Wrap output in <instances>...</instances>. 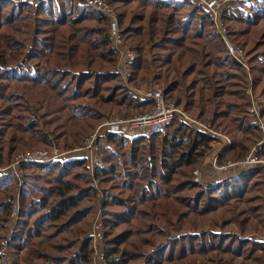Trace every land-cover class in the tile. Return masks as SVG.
<instances>
[{
    "label": "trees",
    "instance_id": "16d2710c",
    "mask_svg": "<svg viewBox=\"0 0 264 264\" xmlns=\"http://www.w3.org/2000/svg\"><path fill=\"white\" fill-rule=\"evenodd\" d=\"M108 1L118 8L123 38L130 42L136 56L131 65L132 82L143 83L152 72L155 74L154 68L158 70L166 66L157 73V79L163 80L166 100L173 99L172 102L198 119L212 120L214 127L232 138V144L220 153V162L245 158L261 138L260 127L250 119L249 114V73L230 54L204 6L196 0ZM263 4V0L230 3L223 20L232 41L235 42V39L229 24L244 19L249 25H257V18H264ZM7 5L5 0L0 1L1 8ZM24 6L8 5L9 14L0 17V26L1 23L9 24L13 26L9 29L23 36L22 39L10 41L1 32L3 27H0V79L11 81L8 85L0 81V89L7 86L8 90L6 95L0 93V102L14 99L24 104L29 100L37 102L35 93L20 92L16 90V83L12 82L45 85L50 87L52 94L45 101L43 99L46 108L44 114H51L55 119L45 121L53 126L54 129L50 131L40 127L39 119L29 121V116L20 113L14 116L18 121L9 122L5 130L0 129V244L11 220L14 192L19 191V217L9 243L16 249L17 260L14 264H91L94 245L89 232L98 206L103 219L106 264H182L188 254L167 253L171 246L182 240H188L187 251H206L215 264H264V239L251 233L257 227L264 234V195L252 194L253 197L248 199L255 189L264 188V164L258 163L249 170L230 174L211 187L201 185L194 181L191 174L212 151L214 139L179 118L149 136L108 134L109 148L94 173L79 157L47 162L20 161L17 166L23 172L21 176L17 169L10 166L18 154L27 148L31 150L27 134L41 147L51 146L52 140H59L63 134L66 142L63 148L81 145L87 135L84 133L88 130L86 125L92 127V123L74 121L78 126L76 131L68 130L65 133L56 129L65 110L71 113L72 118L81 121L99 119L96 107L88 103L78 105V98L95 99V102L96 98H100L103 103L115 99L117 106L134 107L141 112L153 108L152 100L137 98L122 82L115 87L111 84L120 75L116 70V49L108 36V17L104 13L81 0L42 1L35 15L33 12L25 15ZM87 20L97 24L80 27L79 24ZM35 21L39 23L37 27ZM46 22L53 25V34L45 39L39 34L45 28L41 27L42 24ZM260 33L264 34V29ZM23 40H32V43L24 45ZM235 43L246 52L252 74V90L255 96L261 98L263 95L258 92L255 73L257 68L259 73H264V51L262 54L256 52L257 48L249 51L239 42ZM24 46L30 47L28 56L39 61L36 66L17 74L14 72L20 69L9 65L4 59L6 52L16 54V50ZM156 48L167 50L168 54L160 56ZM146 50H154L151 59ZM261 55L263 59L260 64L255 63ZM211 64L226 66L230 70L224 76V72L208 68ZM197 65L203 69L196 71ZM71 66H83L87 70L72 72ZM93 66L99 69L95 71ZM239 72L241 80L238 78ZM191 73L202 77L189 80ZM214 74L223 79L213 80ZM87 82L94 85L87 89ZM232 82H236L238 87L235 93L227 89ZM104 86L107 92L111 90L110 96L98 92ZM76 87L78 91L75 92ZM190 88L196 89L198 97L183 104L187 97L194 95L189 93ZM90 91L95 93L90 94ZM175 92L176 96L173 95ZM225 95H235L241 102L221 99ZM217 97L220 99L215 102ZM62 99H65L66 105H60ZM3 105L0 104V115L7 113ZM207 105L211 107L206 109ZM219 105L225 108L216 109ZM192 107L198 110L197 114L192 112ZM30 108L27 107V111L30 112ZM232 111L234 116L230 115ZM208 114H212V117ZM262 114L264 116V108ZM24 118L28 121L22 122ZM233 122L236 124L233 130L244 133L243 140L236 139L231 130L225 129L230 128ZM259 155L264 158V144ZM96 179L102 185L101 194L94 183ZM182 185L195 191L183 194L180 192L183 189L179 188ZM205 197L213 200L207 204L210 208L194 205ZM244 200L249 201L248 207H236L232 216H220L219 209L224 204ZM181 205L186 209L180 210ZM216 209L219 211L212 215L210 211ZM195 213L200 216L194 218ZM133 221L147 224L149 229L143 233L136 229L138 225ZM206 221L217 223L214 224L216 228L206 230L202 227L194 232L196 222ZM221 222H232L239 230L220 232ZM124 225L127 227L123 228ZM152 226L157 230L150 228ZM186 227L192 233H182L172 238ZM148 234H152L153 238H141ZM137 236L141 241L138 242ZM154 247L157 248L151 252Z\"/></svg>",
    "mask_w": 264,
    "mask_h": 264
},
{
    "label": "rangeland",
    "instance_id": "374dc122",
    "mask_svg": "<svg viewBox=\"0 0 264 264\" xmlns=\"http://www.w3.org/2000/svg\"><path fill=\"white\" fill-rule=\"evenodd\" d=\"M0 1H3V0H0ZM8 5H15V6H22V5H25L24 6V9H23V13L26 15V13H30V12H33V15L36 14L37 12V9H38V5L42 2V1H48V0H5ZM80 1V0H79ZM236 1H240V0H230L228 2V5H227V8L229 7L230 3L231 2H236ZM260 2V0H246V2ZM264 1V0H263ZM111 4V3H110ZM246 4V3H245ZM7 5V7H8ZM28 5V6H27ZM247 6V4H246ZM264 7V4L262 5ZM7 7H0V17H5L6 15L9 14L10 10L9 8ZM111 7L113 8L114 12L116 13L117 15V18L120 20V23H121V19H120V16H119V10L116 6H114L113 4H111ZM242 7V6H241ZM26 8V9H25ZM226 8V9H227ZM247 9V8H246ZM226 11V10H225ZM262 11V10H261ZM260 11V12H261ZM205 12L209 14V12L205 9ZM259 12V13H260ZM264 12V11H263ZM258 13V15H259ZM1 14H3V16H1ZM210 15V14H209ZM257 16H250L251 18H255V17H258ZM210 17L212 18V16L210 15ZM213 20V19H212ZM257 22L258 24L257 25H249L248 22L246 20H234L230 25V30L231 32L233 33V37L235 39V42H239L240 44L244 45L245 48L249 51H251L252 49H255L257 48V53H260L262 54L263 51H264V45H260V43H264V34L260 33V31H262L264 29V18H257ZM36 25V27L39 25V23L37 21H35L34 23ZM97 23H95V21H92V20H87V21H82L79 25H81L80 27H84V26H91V25H96ZM43 26L41 27H45L43 28V30H40L41 33L39 35L43 36L45 39L48 38L51 34H53V25L52 24H48L47 22L45 24H42ZM215 25V23H214ZM108 26H109V19H108ZM0 27H3L1 32L3 35H7L5 36L6 39L8 40H13V39H22L23 36H21L18 32H16V30H11L9 29L8 27H13L9 24H5V23H1V26ZM22 27V26H21ZM216 28V26H215ZM121 25H120V32H121ZM226 30H227V38L235 45H237L234 41H232L230 39V35H229V32H228V28L226 27ZM239 31H244V32H247V33H240ZM122 34V32H121ZM108 36H109V40L111 42V38H110V32L108 31ZM122 37H123V34H122ZM123 41V44L125 47L129 48L134 56H135V53L134 51L131 49L130 45H129V41H125V39L123 38L122 39ZM23 43L24 45H28V43H32V40H23ZM112 43V42H111ZM188 43H189V40H188ZM113 45V44H112ZM258 45V46H257ZM239 46V45H237ZM24 47H27L24 48ZM22 47V49H19V50H16V54H12V52H6V55H5V59L6 62L9 63V65H12V66H15V67H18L20 69L19 72H14V73H17V74H21L23 73L24 69H27V68H30L31 66H36L38 61L37 59H33L31 57L28 56V51L30 50V47L28 46H24ZM113 47L116 49V47L113 45ZM175 50V49H174ZM153 51H149V50H146V53H147V56L149 57V59H151L153 57ZM156 51L157 53L161 56V55H166L168 54V51L167 50H162V49H159V48H156ZM214 53V55H216L215 52H212ZM116 55H117V62H116V70L117 72H119L118 70V63H119V59H120V55H119V52H117V49H116ZM176 57V55H175ZM263 56L261 55L260 58H257V60H255V63H259L261 62V59ZM136 58V56H135ZM47 65H49V62L46 63ZM50 67V66H49ZM83 66H71V70L72 72H79V71H84V70H87V69H83L82 68ZM166 66H162L161 68H158L159 71H162L165 69ZM82 68V69H81ZM208 68H212L213 70L215 71H219V72H224L223 75L226 76L227 75V71L230 70V68H227L226 66H221V67H216L215 65L211 64L210 67ZM93 70H98L99 68L96 67V66H93L92 67ZM199 69H203L202 66L200 65H197L196 66V71H199ZM90 70V69H89ZM158 70L156 68H154V71H155V74L154 72H152L150 74V76L144 80L145 82H139V83H134L132 82V79L130 78L128 80V84L129 85H132L134 87H145V86H157L158 88H160L162 91H163V86H164V83H163V80L162 79H157V73H158ZM259 69L257 68L256 69V77H257V83H258V92L261 93L263 95V97L260 98V96H257L261 101H263L264 103V93H263V88H264V73H259L258 72ZM11 73V72H10ZM119 79L118 77H116L113 81V83H111L114 87L116 85H120V82H122L123 86L126 87L129 92L132 93V89L130 87L127 86V83L126 81L124 80V78L122 77V75L120 74L119 72ZM251 75V81L249 82L252 83V74ZM70 77V76H68ZM193 77H202V76H199L195 73H191L190 76L188 77L189 80H191ZM239 80L242 79V76L240 75V72H239V76H238ZM215 79H223L220 75H217V74H214L213 76V80ZM248 79H249V75H248ZM89 80V78H88ZM0 81H2L4 84H9L11 81L7 80L6 78H2L0 79ZM220 81V80H218ZM231 81H234V80H231ZM246 81V79H245ZM16 83V90H19L20 92H26V93H29V94H34L35 95V98L37 100L36 103H34L32 100H29V102H26V104L20 102V101H16L15 99L14 100H11V102H6V101H2L0 102L1 103H4L3 107L2 108H5L7 109V113L6 114H1L0 115V121H1V124H0V129H7V124L9 122H15V121H18L16 120V118L14 116L18 115V114H23V115H26V116H29L30 120H33L34 118L36 119H39L40 120V127L45 129V130H52L54 129L53 126H50L49 124L47 125L45 121H50V119H52L51 117V114H47L45 115V111H46V108H45V102H43V99L45 101L46 98H49L52 94V92L50 91V87L48 86H45V85H32V84H28V83H18V82H12L11 84H14ZM189 83V82H188ZM85 88L87 89H90L91 86L94 85V83L92 82H87V84H85ZM200 85V83L198 84ZM198 85L196 87H198ZM81 86V85H79ZM79 86H77L79 88ZM101 86V85H100ZM98 86V87H100ZM75 88V92L78 91V88ZM229 90L230 93H235L238 89V87L236 86V82H232V84H230L227 88ZM106 90L107 87L104 86L102 88H100L98 90L99 93L101 94H104V95H109L111 94V90L109 92H107ZM7 86H5V88H1L0 89V93L1 94H4L6 95L7 94ZM73 91V90H72ZM71 91V92H72ZM187 91V90H186ZM67 93V91H66ZM95 92L93 91H90V94H93ZM189 93L191 94H194L192 97H187L182 103L184 104L186 101L188 102H191L193 101V99H197L198 97V93L196 91V89L192 90L190 88L189 90ZM164 94V92H163ZM68 95V94H67ZM132 95H134L132 93ZM174 96H176V92L173 93ZM65 97H71V96H65ZM117 97H119V93H117ZM165 97V96H164ZM220 98L217 97L214 99L215 102H217ZM221 99H225L227 102L230 101V102H234V101H237L238 103L241 102V99L239 100L237 98V96L233 95V96H229V95H225L223 96ZM96 102H95V99L94 100H90V99H87V98H78L76 101H79L78 105H85L86 103L88 104H91L93 106L96 107L97 111H98V120H93V121H88V120H78V119H75V118H72L71 116V113L68 111V110H65L64 112H62V116H61V119L59 120L61 123H59L58 126H56L58 130L60 131H63L62 133H65V132H68V130L70 131H76V129L78 128L77 124L74 123V121H78V122H81V123H85V122H88V123H92L93 126L90 127L89 125H86L87 127V131H84V133H87V135H85L84 139H83V142L81 143V145L79 146H76L74 148H63L62 146H64V144H66L65 142V139L63 138V136L65 134H63V136L61 138H59V140L57 139V141L55 139L52 140V145L51 146H45V145H42L41 146H38L34 140L32 139V137L30 136V134H27V140L29 142L28 146L31 147V150L30 148H27L26 151H24L23 153H20L18 154L17 158L18 157H21L25 154H27L28 152H34V151H37V150H50L54 147H57L59 148L60 150L64 151V152H69L67 154L66 157H69V158H72V157H79V158H83L85 161H86V164L88 166V169L91 171V169H94V171L91 173H94L95 172V169L96 167L102 163L103 159L97 163L94 168H92L90 165H89V160L88 158L86 157V151L83 150V146L85 145L86 143V140L87 138L94 133V131L97 129V127L102 124L104 121L106 120H109V119H115V118H130V117H134L135 115H139V114H142L144 112H141L140 110H138L137 108L135 109L134 107H126V106H117L116 105V100L113 99L112 102H109V103H103L102 99L100 98H96ZM166 100V98H165ZM171 100V99H170ZM168 101V100H166ZM172 101H174L172 99ZM172 101H168L170 103H173L175 104L174 102ZM99 103H102V104H99ZM60 105H66V101L65 99H62L61 100V104ZM176 105V104H175ZM31 106V110L30 112L27 111V107ZM178 106V105H176ZM191 106V105H190ZM190 106H188L190 108ZM23 107V108H21ZM154 107V105H153ZM179 108H181L182 110L186 111L185 109H183L181 106H178ZM211 106L210 105H207L206 106V109L210 108ZM215 107V106H214ZM193 108V107H192ZM225 106L224 105H219L216 109H224ZM9 109V110H8ZM153 109V108H152ZM151 110V109H150ZM139 111V112H138ZM148 111V110H147ZM190 116L192 117H195L194 115H192L191 113H189L188 111H186ZM192 112L195 114L198 113V110L196 108H193L192 109ZM43 114V116H42ZM104 114V115H103ZM134 114L133 116H130L129 115H132ZM234 111L231 112V116L233 115L234 116ZM59 115L55 116L56 118L58 117ZM209 117H212V114H208ZM264 117V116H263ZM197 118V117H195ZM55 118H53L51 120V122L54 120ZM225 119V118H224ZM251 119V118H250ZM24 120V121H23ZM23 120H21L22 122H26L28 121L27 118H24ZM201 120V119H200ZM212 121V120H210ZM224 127H225V124H223ZM222 125V127H223ZM235 122H233L230 126V128H225L226 130L229 129L231 130V132L233 133V135L236 137V139L238 140H243V135L244 133L243 132H238L236 130H233L234 126H235ZM216 130L226 134L225 132H223L221 129L219 130V128L215 127ZM89 132V133H88ZM260 132H261V136H262V131L260 129ZM56 133V132H55ZM62 135V134H60ZM228 135V134H226ZM229 136V135H228ZM230 137V136H229ZM231 139V142H232V138L230 137ZM13 143H16V142H13ZM19 145H21L20 142H17ZM213 149L212 151L208 154L207 157H205L196 167L195 169L193 170L191 176H193V179L194 181L200 183L201 185L205 186V187H211L213 185H216L217 183H219V181L227 178L230 174L233 173V171H236L238 172L236 169L237 168H230L231 172L230 174L224 176L222 179L220 180H217V178L215 176H210L209 179H202V180H196V177L197 175H199V173H203V177H204V173H206V171H211L214 170V168L211 167L212 165V160L214 159V156L216 155L217 151L219 150V143L218 141L215 139L213 141ZM107 148H109V143H107V139H106V145L103 147V151H104V156L103 158L105 157L106 155V151H107ZM249 153V152H248ZM247 153V154H248ZM219 157L218 156V161H219ZM258 157L259 159H263L264 158H261L260 155L258 154ZM16 158V159H17ZM246 158V156H245ZM245 158H242L240 160H243ZM15 159V161H16ZM230 160H233V159H230ZM230 160H227V161H230ZM25 161H32V160H25ZM260 163V162H259ZM264 164V163H262ZM18 165V164H17ZM15 165V162H13L10 166L15 169H17L18 173H20V176L22 175L23 172H21V170L18 169V166ZM257 165V164H256ZM254 165V166H256ZM253 166V167H254ZM0 170H2L0 168ZM198 172V174H197ZM214 172V171H213ZM227 172V171H225ZM223 172V173H225ZM177 176H180L181 178H183V176L177 174ZM95 185L98 187V189H100V194H101V184L100 182L98 183V180L96 179L94 181ZM100 187V188H99ZM260 187V186H259ZM180 191L181 193L183 194H191L193 193L195 190L193 188V190H188L186 187H183L182 186H179ZM259 188L255 189L251 194H250V198L248 199H251L253 197L252 194H256V195H264V188H262V190H258ZM19 194V191H15L14 192V198L16 199V196ZM15 199H14V202H13V206H14V203H15ZM260 201V200H259ZM264 201V200H263ZM213 202V200H211L210 198H203V200L200 202V201H197L196 204H194L195 206L198 205V207H202V208H210L211 206H207L208 203H211ZM249 201L247 200H244V202H240V203H232V202H228L226 204H224V207H221L219 210H221L220 212V216H223V217H228V216H232L233 213H234V209L237 207V208H240V207H245V206H249L248 204ZM260 203V202H259ZM13 206H12V210H11V214H10V222L7 224V228L5 230V236H4V239L1 241V244H0V264H14V262L17 260V254H16V249L15 247L13 246H10V242L12 240V236L14 235L15 233V228H14V233L12 234V231H13V228L11 227V222H12V211H13ZM180 210H184L186 209L185 206H180L179 207ZM98 210H100V207L98 206L97 209H96V214L98 213ZM218 209L216 210H211L210 213H213L212 215H216V213L219 211ZM102 213V212H101ZM200 215L198 213H195L194 214V218H198ZM96 217V216H94ZM208 216H206L207 218ZM94 220V219H93ZM93 223L94 221L92 222V230H93ZM133 223H135L137 226L136 229H138L139 231H142L143 233H145L147 231V229H149V227H146L147 224H143L141 222H136V221H133ZM214 224H217V223H213V222H196L195 224V230L194 232H197L199 230L202 229V227H205L206 230H211L212 227L213 228H216V226ZM123 228L124 227H127V225H124L122 226ZM220 227H221V230L220 232H225V231H238V227H236V225L234 223H228V222H221L220 223ZM152 228L154 231L157 230L156 227L152 226L150 227ZM92 230L89 232L91 233ZM255 231V232H254ZM182 233H192V230H190L188 227H186L184 230L180 231V233L178 232V234L175 233V235L172 236V238H174L175 236H179L180 234ZM251 233L255 234L256 237L258 238H263L264 239V234H262L263 232H259V229L256 227ZM138 238V242L141 241L139 236H137ZM143 237H151L153 238L152 234H148V235H145V236H142L141 238ZM168 241V240H167ZM167 241H165L164 243H166ZM188 240H182L181 242H177L176 244H174V246H171V248L168 250L167 253H171L172 255H179V254H188L189 256H186L185 259H183L182 261H185V262H182V264H215L213 262H211L210 260V257L208 255V253L203 252V253H200L201 251L199 250H194L193 252H190V251H187L186 249V242ZM137 242V243H138ZM10 243V244H9ZM103 243H104V240H103ZM181 243V244H180ZM173 247V248H172ZM157 247H154V248H151V252ZM79 249V248H77ZM193 253H198V254H193ZM94 257H95V247L93 246V258H92V262L91 264L93 263L94 261ZM175 263H179V262H173L171 264H175ZM47 264H50V263H47ZM164 264H168V262L164 263Z\"/></svg>",
    "mask_w": 264,
    "mask_h": 264
},
{
    "label": "built area",
    "instance_id": "2783aa9c",
    "mask_svg": "<svg viewBox=\"0 0 264 264\" xmlns=\"http://www.w3.org/2000/svg\"><path fill=\"white\" fill-rule=\"evenodd\" d=\"M87 6L104 13L109 19V32L112 44L116 47L117 52H119L120 59L118 63V70L127 86L132 89L134 96L141 100L150 99L153 101V109L145 111L142 114L135 115L130 118H115L104 121L100 124L97 129L91 134L83 150L86 151V157L89 160V165L94 168V166L99 163L104 156L103 147L106 145V136L110 133H121L128 137H136L139 135H151L153 131L157 129L164 128L170 121L175 118H179L183 122L191 125L196 130L211 136L214 140L216 139L219 143V150L217 151L214 159L212 160L211 167L214 170L206 171L204 173H199L196 180L209 179L210 176H215L217 180L222 179L224 176L230 174V168H237L238 172H243L253 168L254 165L264 163V160L259 159L258 154L261 146L264 144V117L262 114L264 103L257 96L254 95L252 90V83L249 84L248 94L251 98V106L249 114L251 120L256 122L261 131L262 136L259 141L250 149L246 158L243 160H230L226 162L218 161V156L227 147H229L232 142L228 135L216 130L211 121H203L198 118L190 116L186 111L182 110L173 103L165 100L163 91L157 86H145V87H134L128 84V80L131 78L132 70L131 65L135 61V56L133 52L124 46L123 37L120 32V20L117 18L111 4L108 0H81ZM201 3L204 8L212 16L217 30L221 33L230 54L246 68L249 73V82L251 81V75L248 65V57L245 50L233 44L227 38L226 25L223 20V14L227 8L228 2L230 0H196ZM71 152V151H69ZM69 152H64L57 147L50 150H37L34 152H28L27 154L18 157L15 161L17 165L20 161L32 160L37 162H47L51 160H65ZM93 172L94 169H91ZM214 171V172H213ZM227 171V172H225ZM225 172V173H223ZM237 173L233 171L232 174ZM198 174V172H197ZM20 175V173H19ZM19 194L16 196L15 203L12 211V222L11 227L13 228L12 234L14 233V228L17 224L19 217ZM93 239V245L95 247V257L92 264H106L105 252H104V229H103V219L101 210L94 219L93 230L90 233Z\"/></svg>",
    "mask_w": 264,
    "mask_h": 264
}]
</instances>
